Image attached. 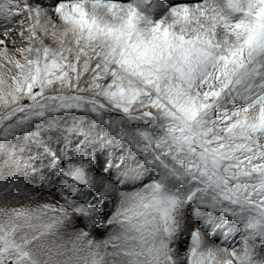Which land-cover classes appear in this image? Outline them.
<instances>
[{"label": "snow or ice", "instance_id": "1", "mask_svg": "<svg viewBox=\"0 0 264 264\" xmlns=\"http://www.w3.org/2000/svg\"><path fill=\"white\" fill-rule=\"evenodd\" d=\"M0 264H264V0H0Z\"/></svg>", "mask_w": 264, "mask_h": 264}, {"label": "rangeland", "instance_id": "2", "mask_svg": "<svg viewBox=\"0 0 264 264\" xmlns=\"http://www.w3.org/2000/svg\"><path fill=\"white\" fill-rule=\"evenodd\" d=\"M50 139L52 140L53 144H57L60 143V138L58 136H52L50 137ZM103 157H101V162H103ZM50 187V185H36V188L38 189V192L43 194L44 197H47L49 195L47 189ZM25 203H27L28 201H24ZM102 238V237H100Z\"/></svg>", "mask_w": 264, "mask_h": 264}]
</instances>
